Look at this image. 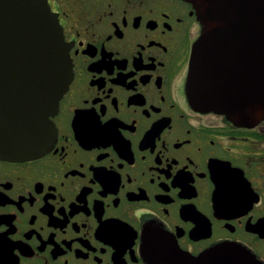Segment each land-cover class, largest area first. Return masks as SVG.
<instances>
[{
    "label": "flooded vegetation",
    "instance_id": "flooded-vegetation-1",
    "mask_svg": "<svg viewBox=\"0 0 264 264\" xmlns=\"http://www.w3.org/2000/svg\"><path fill=\"white\" fill-rule=\"evenodd\" d=\"M45 1L72 78L38 151L0 147V264H167L220 243L264 264V118L192 104V4Z\"/></svg>",
    "mask_w": 264,
    "mask_h": 264
},
{
    "label": "water",
    "instance_id": "water-1",
    "mask_svg": "<svg viewBox=\"0 0 264 264\" xmlns=\"http://www.w3.org/2000/svg\"><path fill=\"white\" fill-rule=\"evenodd\" d=\"M201 34L190 56L192 104L254 125L264 118V0H186ZM72 78V62L56 15L45 0H0V147L23 158L41 147ZM49 127V126H48ZM50 129H47V136ZM167 264H261L246 248L220 243Z\"/></svg>",
    "mask_w": 264,
    "mask_h": 264
}]
</instances>
